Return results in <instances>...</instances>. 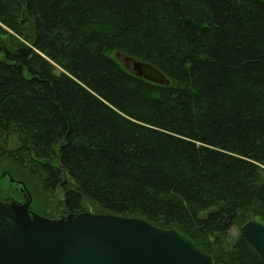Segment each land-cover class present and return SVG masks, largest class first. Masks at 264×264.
Listing matches in <instances>:
<instances>
[{"label": "trees", "instance_id": "trees-1", "mask_svg": "<svg viewBox=\"0 0 264 264\" xmlns=\"http://www.w3.org/2000/svg\"><path fill=\"white\" fill-rule=\"evenodd\" d=\"M5 158L64 215L91 202L264 264L240 230L264 223V0H0Z\"/></svg>", "mask_w": 264, "mask_h": 264}, {"label": "water", "instance_id": "water-1", "mask_svg": "<svg viewBox=\"0 0 264 264\" xmlns=\"http://www.w3.org/2000/svg\"><path fill=\"white\" fill-rule=\"evenodd\" d=\"M128 70L156 84H169L154 65L123 55ZM20 184L25 202L0 200V264H215L214 257L176 228L142 217L83 211L48 219L30 209L31 193ZM241 233L264 260V223L245 222Z\"/></svg>", "mask_w": 264, "mask_h": 264}, {"label": "rangeland", "instance_id": "rangeland-1", "mask_svg": "<svg viewBox=\"0 0 264 264\" xmlns=\"http://www.w3.org/2000/svg\"><path fill=\"white\" fill-rule=\"evenodd\" d=\"M116 59H118L123 65L126 64L124 61V57L122 54H119L118 57L113 55ZM127 65H129L127 63ZM18 142L16 138H13L11 147H16ZM10 172L16 179L23 180L32 196V204L30 209L35 213L44 216L48 219H58L59 215L66 216L60 212V199L62 198V194L58 195L57 202L50 201L45 193L42 190L41 184L36 177L30 176L27 172L22 171L14 162H12L9 158L0 159V176L4 172ZM21 185L18 183L11 182L8 176L1 177L0 180V198L5 199V202L8 203H23L25 202L24 192L21 191ZM1 200V199H0ZM4 201V200H3ZM86 207L89 212L96 213L98 207L97 205L88 202L86 203ZM239 229L234 227L231 231L233 236L237 235Z\"/></svg>", "mask_w": 264, "mask_h": 264}, {"label": "flooded vegetation", "instance_id": "flooded-vegetation-1", "mask_svg": "<svg viewBox=\"0 0 264 264\" xmlns=\"http://www.w3.org/2000/svg\"><path fill=\"white\" fill-rule=\"evenodd\" d=\"M125 63H127L126 61H125ZM7 177V176H6ZM0 180H1V177H0ZM58 217H61V215H59Z\"/></svg>", "mask_w": 264, "mask_h": 264}]
</instances>
